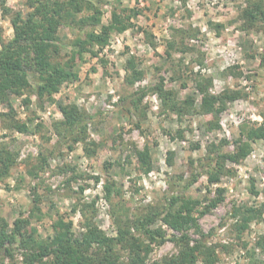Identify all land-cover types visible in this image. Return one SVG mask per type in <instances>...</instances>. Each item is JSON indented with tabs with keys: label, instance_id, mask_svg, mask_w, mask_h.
<instances>
[{
	"label": "rangeland",
	"instance_id": "rangeland-1",
	"mask_svg": "<svg viewBox=\"0 0 264 264\" xmlns=\"http://www.w3.org/2000/svg\"><path fill=\"white\" fill-rule=\"evenodd\" d=\"M90 1L101 11L103 24L113 10L124 15L134 10L138 15L132 17V27L112 33L102 49L91 47L96 55L85 53L82 58L70 47L76 32L60 27L58 36L69 47L61 50L58 60L77 79L42 101L28 90L8 93V104L0 100V151L14 159L0 178V217L9 229L23 218L36 238L47 240L58 221L79 235L84 217H92L96 227L112 237L115 220L154 215L152 227L167 241L151 244L146 261H159L179 250L171 239L179 233L155 215L168 197V180L178 188L179 177L189 180L209 144L226 140V150L233 151L243 126L264 125V23L243 17L247 2L255 0ZM29 3L6 0L5 5L12 14H26ZM12 37L10 15L0 7V39L7 42ZM171 42L176 47L171 48ZM129 59L143 73L132 85L126 82ZM160 79L178 102L186 103L188 113L164 110L151 92L133 107L130 96ZM199 83L207 84L213 96L232 97L218 115L201 111ZM62 105H75L93 117L85 142L72 143L55 134L53 124L63 119ZM21 125L27 131H18ZM87 146L89 154L84 151ZM251 148L238 164L226 163L218 183L209 185L201 175L185 192L199 200L201 208L220 199L198 217L201 235L190 231L191 238L213 249L216 259L211 264H249L251 254L257 264H264L257 245L264 239V140L252 142ZM139 152L148 154L147 164L139 160ZM23 252L12 249L4 263L25 264ZM121 253L126 261V251ZM202 260L196 264H205Z\"/></svg>",
	"mask_w": 264,
	"mask_h": 264
},
{
	"label": "trees",
	"instance_id": "trees-1",
	"mask_svg": "<svg viewBox=\"0 0 264 264\" xmlns=\"http://www.w3.org/2000/svg\"><path fill=\"white\" fill-rule=\"evenodd\" d=\"M29 1L30 10L26 14L22 12L12 14L5 5L6 0H0L4 14L10 15L13 29L12 39L7 42L0 39L2 102L8 101V93L18 95L24 90L30 91L42 101L43 98H50L58 92L65 82L77 79V74L58 60L61 50L69 47L58 36L60 27L64 26L76 32L77 37L70 47L75 48V54L82 58L85 53L96 55L91 47L102 49L112 33H122L132 27L131 19L138 15L134 10L128 15L113 10L110 21L103 24L101 11L90 0ZM84 12L89 14L78 18V15ZM243 17L250 23L259 21L264 23V3L261 0L247 2ZM169 46L173 48L176 44L171 42ZM262 64L264 65V57ZM126 69L130 73L126 78L129 85L143 76L133 59L127 61ZM205 82L207 81L202 80L201 83ZM201 83L197 84V89L202 95L201 111L209 115H218L225 108V101L232 97L227 93L219 97L213 96L208 93L207 84ZM148 92L157 95L164 110H170L178 115L189 111L185 102H178L174 93L165 88L163 79L153 87L132 94L130 100L133 107L137 108ZM60 112L63 119L53 124L55 134L63 139L68 137L72 143L85 142L88 125L93 117L80 111L75 105H62ZM17 129L21 132L27 131L25 125L17 126ZM240 134L241 138L234 142L233 151L226 150L229 145L226 140L209 144L189 180L184 181L182 176L179 177L181 182L178 188L168 180V197L162 212L155 215L159 216L169 229L179 233V236L171 238L179 248L177 254L159 261L149 263L146 261L151 244L161 245L167 241L159 228L152 227L155 222L154 215L126 218L123 221L115 220L116 236L112 237L100 231L92 217H84L83 232L79 235L71 231L69 224L58 221L53 226L54 235L47 240L36 238L35 231L27 229L29 222L23 218H17L13 227L9 229L8 223L0 217L2 253L0 264H5L4 257H11L14 248L24 251L22 257L25 264H196L200 258L205 264H211L216 259L213 249L208 248L201 240L191 238L190 231L201 235L198 217L215 207L220 199L213 200L208 206L201 208L200 201L186 197L185 192L201 175L206 176L209 185L218 183L220 177L226 173L227 162L238 164L250 154L252 142L264 140V125L251 127L245 125L241 128ZM198 147L196 146V149ZM69 149H72V146H69ZM84 151L89 154L88 146L84 147ZM138 157L144 164L149 162L146 152H139ZM42 160L46 166L47 158ZM13 163L14 159L8 152L0 151V178L8 173ZM88 207L93 209V205ZM81 212L84 215V211ZM244 227L245 224L241 225V230ZM257 245L264 254V239ZM122 251L127 253L126 261L123 259ZM249 257V264L258 263L254 254Z\"/></svg>",
	"mask_w": 264,
	"mask_h": 264
}]
</instances>
